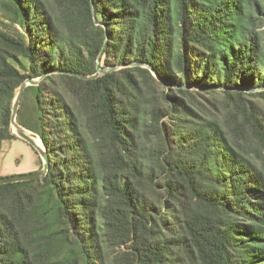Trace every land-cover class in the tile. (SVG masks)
I'll list each match as a JSON object with an SVG mask.
<instances>
[{"label": "trees", "instance_id": "obj_1", "mask_svg": "<svg viewBox=\"0 0 264 264\" xmlns=\"http://www.w3.org/2000/svg\"><path fill=\"white\" fill-rule=\"evenodd\" d=\"M0 14V151L40 77L16 120L49 155L0 184V264H264V0Z\"/></svg>", "mask_w": 264, "mask_h": 264}, {"label": "rangeland", "instance_id": "obj_2", "mask_svg": "<svg viewBox=\"0 0 264 264\" xmlns=\"http://www.w3.org/2000/svg\"><path fill=\"white\" fill-rule=\"evenodd\" d=\"M1 18L0 14V20ZM14 62L18 64L17 61ZM19 62L21 63L19 66L22 68L23 61L19 60ZM27 132L41 142L33 132L29 130ZM16 136L17 138L7 139L3 142L0 151V176L30 173L42 168V158L38 150L30 142Z\"/></svg>", "mask_w": 264, "mask_h": 264}, {"label": "water", "instance_id": "obj_3", "mask_svg": "<svg viewBox=\"0 0 264 264\" xmlns=\"http://www.w3.org/2000/svg\"><path fill=\"white\" fill-rule=\"evenodd\" d=\"M143 65L148 66L152 70V72L156 75V72L154 71V69L151 66H149L147 64H143ZM121 66H123V65L111 66V67H106V68L98 67L97 72L91 76L83 75V74H77V75H79L81 77H88V78L89 77H97L100 74H103L105 72L120 68ZM39 80H40V77L37 79L27 78L18 87V89L16 91V95L13 99V104H12V115H11V126L12 127L11 128H12L13 133L18 135L22 139H25L26 141L30 142L38 150V152L40 153V156L42 158V161H43L42 168H40L36 171H32L30 173L0 176V184H4V183H8V182L22 181V180L43 178L49 169V155H48V152L46 150V147L44 145H43V148L38 146L34 141L33 135H30L27 132V129L21 127L17 123V120H16L21 93L23 92V90L25 89L26 86L31 85V84H36V83H38ZM14 126L16 128V131L14 130Z\"/></svg>", "mask_w": 264, "mask_h": 264}, {"label": "bare ground", "instance_id": "obj_4", "mask_svg": "<svg viewBox=\"0 0 264 264\" xmlns=\"http://www.w3.org/2000/svg\"><path fill=\"white\" fill-rule=\"evenodd\" d=\"M14 130L16 131V128H15V126H14ZM31 135V134H30ZM34 137V136H33ZM41 140V139H40ZM34 141H35V143L38 145V146H40V147H42L43 148V144H42V141L40 142L39 140H36V138L34 137Z\"/></svg>", "mask_w": 264, "mask_h": 264}]
</instances>
